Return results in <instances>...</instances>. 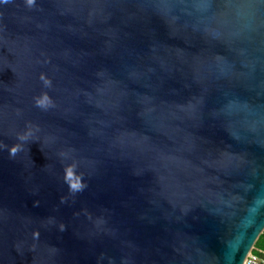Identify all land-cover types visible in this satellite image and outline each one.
I'll use <instances>...</instances> for the list:
<instances>
[{
	"label": "water",
	"instance_id": "obj_1",
	"mask_svg": "<svg viewBox=\"0 0 264 264\" xmlns=\"http://www.w3.org/2000/svg\"><path fill=\"white\" fill-rule=\"evenodd\" d=\"M263 233L264 0H0V264H243Z\"/></svg>",
	"mask_w": 264,
	"mask_h": 264
},
{
	"label": "built area",
	"instance_id": "obj_2",
	"mask_svg": "<svg viewBox=\"0 0 264 264\" xmlns=\"http://www.w3.org/2000/svg\"><path fill=\"white\" fill-rule=\"evenodd\" d=\"M255 250H257L256 244L253 246L243 264H264V250H258L260 255L255 254Z\"/></svg>",
	"mask_w": 264,
	"mask_h": 264
},
{
	"label": "rangeland",
	"instance_id": "obj_3",
	"mask_svg": "<svg viewBox=\"0 0 264 264\" xmlns=\"http://www.w3.org/2000/svg\"><path fill=\"white\" fill-rule=\"evenodd\" d=\"M258 250H264V240L257 244V250L254 251L255 254L260 255Z\"/></svg>",
	"mask_w": 264,
	"mask_h": 264
},
{
	"label": "trees",
	"instance_id": "obj_4",
	"mask_svg": "<svg viewBox=\"0 0 264 264\" xmlns=\"http://www.w3.org/2000/svg\"><path fill=\"white\" fill-rule=\"evenodd\" d=\"M262 240H264V233L259 237V239H258V241H257V243H256V247H257V244H258L259 242H261Z\"/></svg>",
	"mask_w": 264,
	"mask_h": 264
},
{
	"label": "clouds",
	"instance_id": "obj_5",
	"mask_svg": "<svg viewBox=\"0 0 264 264\" xmlns=\"http://www.w3.org/2000/svg\"><path fill=\"white\" fill-rule=\"evenodd\" d=\"M27 2L29 5H32L34 3V0H27ZM37 103H38V106H41L39 101Z\"/></svg>",
	"mask_w": 264,
	"mask_h": 264
},
{
	"label": "snow or ice",
	"instance_id": "obj_6",
	"mask_svg": "<svg viewBox=\"0 0 264 264\" xmlns=\"http://www.w3.org/2000/svg\"><path fill=\"white\" fill-rule=\"evenodd\" d=\"M42 103H43V101H42Z\"/></svg>",
	"mask_w": 264,
	"mask_h": 264
}]
</instances>
